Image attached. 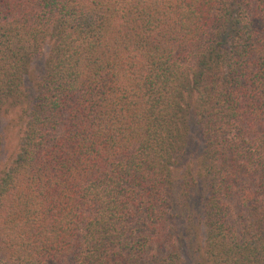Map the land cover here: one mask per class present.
I'll list each match as a JSON object with an SVG mask.
<instances>
[{
    "label": "trees",
    "instance_id": "1",
    "mask_svg": "<svg viewBox=\"0 0 264 264\" xmlns=\"http://www.w3.org/2000/svg\"><path fill=\"white\" fill-rule=\"evenodd\" d=\"M1 124L3 264H264V0H0Z\"/></svg>",
    "mask_w": 264,
    "mask_h": 264
},
{
    "label": "rangeland",
    "instance_id": "2",
    "mask_svg": "<svg viewBox=\"0 0 264 264\" xmlns=\"http://www.w3.org/2000/svg\"><path fill=\"white\" fill-rule=\"evenodd\" d=\"M2 126H4V124H1V125H0V127H2ZM2 255H3V254L0 253V259H1V261H2V262H0V264L6 263L5 258H4V256H2Z\"/></svg>",
    "mask_w": 264,
    "mask_h": 264
}]
</instances>
